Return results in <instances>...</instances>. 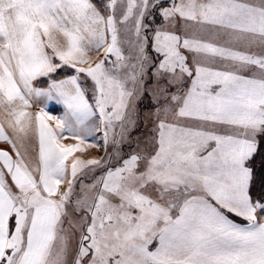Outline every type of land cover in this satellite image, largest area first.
Segmentation results:
<instances>
[{
	"label": "snow or ice",
	"instance_id": "obj_1",
	"mask_svg": "<svg viewBox=\"0 0 264 264\" xmlns=\"http://www.w3.org/2000/svg\"><path fill=\"white\" fill-rule=\"evenodd\" d=\"M0 264H264V0H0Z\"/></svg>",
	"mask_w": 264,
	"mask_h": 264
},
{
	"label": "crops",
	"instance_id": "obj_2",
	"mask_svg": "<svg viewBox=\"0 0 264 264\" xmlns=\"http://www.w3.org/2000/svg\"><path fill=\"white\" fill-rule=\"evenodd\" d=\"M50 109H53V112H52V114H58L56 111H55V109H60V105H49L48 106Z\"/></svg>",
	"mask_w": 264,
	"mask_h": 264
},
{
	"label": "rangeland",
	"instance_id": "obj_3",
	"mask_svg": "<svg viewBox=\"0 0 264 264\" xmlns=\"http://www.w3.org/2000/svg\"><path fill=\"white\" fill-rule=\"evenodd\" d=\"M95 151V150H94Z\"/></svg>",
	"mask_w": 264,
	"mask_h": 264
}]
</instances>
